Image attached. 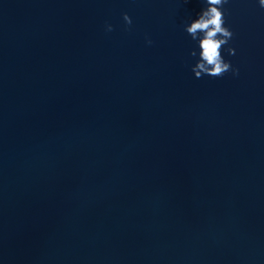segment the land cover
<instances>
[{
  "label": "water",
  "instance_id": "obj_1",
  "mask_svg": "<svg viewBox=\"0 0 264 264\" xmlns=\"http://www.w3.org/2000/svg\"><path fill=\"white\" fill-rule=\"evenodd\" d=\"M204 7L0 0V264H264V9L195 78Z\"/></svg>",
  "mask_w": 264,
  "mask_h": 264
},
{
  "label": "clouds",
  "instance_id": "obj_2",
  "mask_svg": "<svg viewBox=\"0 0 264 264\" xmlns=\"http://www.w3.org/2000/svg\"><path fill=\"white\" fill-rule=\"evenodd\" d=\"M206 7L197 14L195 19L184 25V31L198 45L199 52L193 49L189 55L197 57L196 63L191 67L195 78H202L207 75L210 77H223L227 73L233 76L239 75V69L232 66L230 61H226L222 55V49L229 45L234 33L225 26L224 5L228 0H203ZM258 5L264 9V0H258ZM126 25H131L132 20L127 13L123 14ZM105 30L113 31V26L107 24ZM146 42L151 45V39ZM230 55L235 54V49L228 47Z\"/></svg>",
  "mask_w": 264,
  "mask_h": 264
}]
</instances>
